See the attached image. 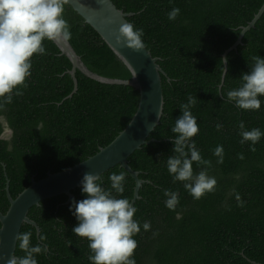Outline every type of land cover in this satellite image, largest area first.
<instances>
[{
	"label": "trees",
	"instance_id": "1",
	"mask_svg": "<svg viewBox=\"0 0 264 264\" xmlns=\"http://www.w3.org/2000/svg\"><path fill=\"white\" fill-rule=\"evenodd\" d=\"M136 29H143L146 49L165 74L161 75L163 114L148 137L154 141L128 157L145 183L139 190L135 219L141 231L134 259L136 264H264V136L249 151L240 144L238 128L264 132V97L258 111H245L226 101V93L240 85L248 73L251 57L264 58V13L247 31L227 58L223 76L222 56L238 39L242 27L254 18L264 0H111ZM180 9L176 20L167 14ZM64 18L70 25V45L87 69L99 76L129 80L127 67L98 33L67 4ZM45 55L32 58L31 76L22 96L0 110V211L9 207L7 184L16 198L31 179L57 173L106 147L126 127L139 102V92L125 85L99 83L76 71L77 89L69 71L70 60L57 46L45 41ZM221 91L225 99L219 94ZM197 98L191 109L199 133L193 139L204 159L211 161L208 174L217 180L216 191L194 200L181 182H172L166 161L174 147L171 128L181 115L182 103ZM220 123L223 128L216 130ZM10 134L4 137L5 130ZM222 146L223 163L217 164L214 149ZM243 154L244 159H239ZM202 167V166H201ZM195 171H200L195 163ZM125 173L124 192L118 198L132 200L134 180L116 165L101 175V186L110 188L109 176ZM81 187L72 191L76 201L86 198ZM179 194L174 211L165 206L164 190ZM114 195H116L113 192ZM237 195L244 202L238 206ZM67 196L43 200L30 208L35 227L23 224L20 232H31V243L47 244L49 252L37 255L38 264H91L88 241L72 229L78 224ZM151 222L149 231L143 223ZM158 235L153 237V233ZM46 240L41 242L39 236ZM70 244V245H69ZM16 256H22L18 248Z\"/></svg>",
	"mask_w": 264,
	"mask_h": 264
},
{
	"label": "clouds",
	"instance_id": "2",
	"mask_svg": "<svg viewBox=\"0 0 264 264\" xmlns=\"http://www.w3.org/2000/svg\"><path fill=\"white\" fill-rule=\"evenodd\" d=\"M69 0H0V110L13 102V96H22V89L28 87L31 76L32 58L34 55H45V41L69 42L72 38L70 25L64 18L65 6ZM180 14V9L174 7L167 14L174 21ZM143 29H136L131 23H122L115 33L116 43L134 51L145 48L142 39ZM252 65L248 73H242L240 85L226 93V101L245 111H258L261 99L264 97V58L252 56ZM227 64V58H223ZM227 75V68L224 67ZM225 99L224 93L219 94ZM197 98L189 96L187 103L179 107L181 115L171 128L175 134L172 155L167 158L166 167L172 182H181L184 189L194 200H199L216 191L217 180L208 174L211 161L204 159L197 149L194 137L199 133L197 118L191 109L196 105ZM158 111L157 119L162 116ZM216 130L223 125L217 123ZM150 130L155 124L149 126ZM241 136L240 144L249 143V151L255 152V145L264 136L259 128L245 130L244 122L238 124ZM8 130V129H6ZM5 130V132H6ZM5 134V133H4ZM217 164L223 163L224 150L218 145L213 152ZM244 159L243 154H238ZM200 171H195L193 164ZM202 166V167H201ZM110 188L101 186L100 175L85 173L81 180V192L86 197L82 200H72L70 211L78 221L73 227V233L88 241L91 264H136L134 259L138 242L134 237L141 231L140 223L134 218L137 208L127 198H118L124 192L125 173H113L109 176ZM113 192L116 194L114 195ZM165 206L174 211L179 204V194L169 189L164 190ZM238 206L244 202L237 195ZM143 230L151 229V222L143 223ZM158 232L153 233V237ZM31 232H18L15 240L22 256L12 255L6 264H38L37 255L47 254V244L31 243ZM41 242L46 240L39 236ZM70 245V244H69Z\"/></svg>",
	"mask_w": 264,
	"mask_h": 264
},
{
	"label": "water",
	"instance_id": "3",
	"mask_svg": "<svg viewBox=\"0 0 264 264\" xmlns=\"http://www.w3.org/2000/svg\"><path fill=\"white\" fill-rule=\"evenodd\" d=\"M68 5L82 18L84 23L91 26L98 33L132 75L129 80L110 79L96 75L87 69L69 42L53 41L61 54L65 55L72 64L69 74L74 83L73 92L77 89L75 74L79 70L86 77L99 83L135 88L139 92V102L126 127L111 143L100 148L93 156L63 171L47 173L46 177L41 180L36 181L32 178L30 185L14 199L9 193L7 184L9 207L5 213L0 211V264H6L7 259L15 255L17 245L15 237L20 232L23 224L35 227L39 235L36 222L28 217L30 208L39 205L43 200L63 194L67 196L66 204H68L74 199L72 191L81 186V180L85 173L101 176L114 166H120L135 183L132 204H135V201L139 199V190L145 183L144 180L139 178L141 172L134 171L127 160L141 146L154 141L148 139L155 129L150 130L149 126L155 124L156 127L159 124L161 116L158 120L157 113L158 111L163 112L164 105L161 75L165 73L158 64L159 58L153 57L146 47L134 51L116 43L115 33L118 32L120 24L130 23L127 21V17L131 14L118 9L111 0H69ZM263 13L264 4L247 26L242 27L237 41L225 51L222 59L237 48L243 35L255 26ZM226 65L224 64V67ZM224 72L222 77L225 75ZM9 134L10 130H6L4 137L9 136ZM253 264L259 263L253 262Z\"/></svg>",
	"mask_w": 264,
	"mask_h": 264
}]
</instances>
